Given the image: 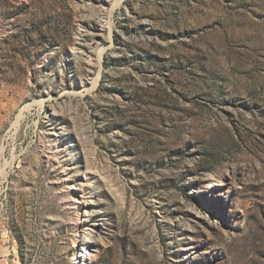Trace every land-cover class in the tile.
Masks as SVG:
<instances>
[{"label": "rangeland", "instance_id": "rangeland-1", "mask_svg": "<svg viewBox=\"0 0 264 264\" xmlns=\"http://www.w3.org/2000/svg\"><path fill=\"white\" fill-rule=\"evenodd\" d=\"M0 264H264V0H0Z\"/></svg>", "mask_w": 264, "mask_h": 264}]
</instances>
